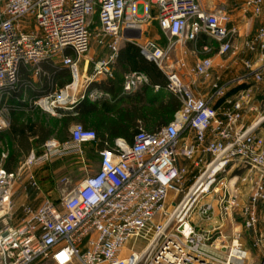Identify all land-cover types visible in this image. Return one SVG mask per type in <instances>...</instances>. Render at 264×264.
I'll return each instance as SVG.
<instances>
[{
    "label": "built area",
    "instance_id": "2783aa9c",
    "mask_svg": "<svg viewBox=\"0 0 264 264\" xmlns=\"http://www.w3.org/2000/svg\"><path fill=\"white\" fill-rule=\"evenodd\" d=\"M263 7L264 0H245L243 9L260 16ZM95 14L99 43L111 37L112 54L97 64L93 77L111 74L127 33L142 31L150 21H157L170 38L196 41L205 34L216 39L222 55L237 51L234 38L239 30L230 25L232 14L225 7L208 11L198 0H0V131L10 124L1 107L3 95L17 86L22 66L39 71L42 62L63 55L71 69L72 82L58 97L39 99L40 105L76 104L98 96L88 95L93 77L82 81L78 69L91 47ZM245 46L256 60L245 59L241 76L223 82L218 77L208 99L197 97L177 72H166V89L182 103L173 119L158 131L141 128L132 144L117 139L100 150L96 173L58 203L47 199L36 208L26 206L18 225L11 224V216L21 172L53 156L81 151L82 145L97 140V133L77 123L69 141H46L42 154L32 152L18 171L0 166V264H264L250 261L243 249L244 230L255 233L254 248L264 245V235L257 234L259 205L264 206V111L251 85L229 96L251 78L264 82V23ZM140 47L164 70L169 50L151 39ZM212 70L210 57L194 68L205 79L211 78ZM144 80L137 72L126 75L125 91L136 90ZM79 88L85 90L81 96ZM221 99L232 105L223 116L216 107ZM251 111L256 117L247 124ZM189 177L194 182L185 192ZM247 180L250 194L241 204L237 183ZM208 195L216 197L215 202L200 205L198 213L214 219V226L199 231L191 217ZM226 219L231 220L230 234Z\"/></svg>",
    "mask_w": 264,
    "mask_h": 264
},
{
    "label": "crops",
    "instance_id": "0c3cea01",
    "mask_svg": "<svg viewBox=\"0 0 264 264\" xmlns=\"http://www.w3.org/2000/svg\"><path fill=\"white\" fill-rule=\"evenodd\" d=\"M198 1L208 11L225 7L232 14L230 25L236 26L239 30V35L234 38V45L237 47L235 54L222 55L219 52V43L208 35H200L196 41L170 38L164 34L157 21H150L143 25L142 31L133 30L127 33L121 42L118 56L111 64V74L102 73L93 77L97 71V64L108 59L112 54L108 46L111 37H106L104 44L99 43L100 29L99 22H96L92 28L93 37L90 50L80 58L78 69L82 81L93 77V81L86 89L88 95L97 93L98 96H87L76 104L56 102V105L53 106L48 102L40 105L39 99L58 97L61 91L72 82L71 69L64 64L63 55H57L51 60L42 62L39 71H36L35 67L22 66L18 84L13 89L16 92L15 96L10 97L13 90L8 91L3 95L1 101V107L10 124L8 128L0 131V135L3 136V139H0V166L3 167L8 163L10 171H18L32 152L37 155L42 154L45 143L41 144V139L44 138L45 142L55 139L63 144L71 139V130L77 123L97 131L99 136L98 142L95 143L97 151L102 150L107 144V146H113L117 139L133 143L138 132L136 133L131 124L142 126L148 131L158 130L160 125L172 120L166 119L171 114L165 115L161 110L165 100L170 96L175 97L162 83L165 78L167 80L166 72H177L197 97L206 99L214 92L213 83L217 81L218 77L220 82H223L245 74V59L256 60L257 58L247 50L245 44L264 23V7L262 14L256 16L252 11H244L245 0ZM148 39L153 40L166 51L169 50L164 70L157 65L156 72L151 67H148L150 73L147 72L148 62L153 61L147 59L139 50L140 45ZM67 53L74 56L70 50ZM204 57H210L213 60L212 76L209 79L199 77L194 72L198 61ZM134 72L144 75L145 80L136 90L127 92L124 89L125 76ZM151 73L158 75H152L154 76L152 77ZM155 76H157L156 79ZM250 85L254 98L264 111V82L255 83L251 78L247 84L231 90L229 96L234 98L239 89ZM84 92V88H79L77 94L81 96ZM77 104L78 111L75 112L74 108ZM216 107L219 108V113L223 116L227 110L232 108V105L228 100L221 99L216 103ZM89 108L93 109L91 113L86 112ZM135 108L137 111H133ZM178 110L179 108L175 112ZM67 113H72L73 118L69 121L68 126L64 127L62 121ZM255 117V112H248L246 123L251 124ZM115 124L118 125L115 126ZM21 141L24 142L23 146L19 143ZM106 141L113 142L105 143ZM28 168L30 167H26V169ZM237 173L244 176L249 175L246 171H237ZM237 186L239 188L238 200L243 204L248 201L251 183L249 180L240 181ZM26 198L23 205L27 202ZM211 200H213V196L207 202H212ZM33 207L37 206L33 205ZM218 212L216 208L215 214ZM259 215L260 224L257 234L261 236L264 235V206L262 204L259 205ZM213 220L203 219L204 230L214 226ZM236 220L239 226H243L240 215H236ZM194 221L197 222V220ZM224 225L225 231L230 234L231 220H224ZM255 236L254 232L244 230L243 249L250 261L261 263L264 260V245L258 249L254 248L253 239Z\"/></svg>",
    "mask_w": 264,
    "mask_h": 264
},
{
    "label": "rangeland",
    "instance_id": "374dc122",
    "mask_svg": "<svg viewBox=\"0 0 264 264\" xmlns=\"http://www.w3.org/2000/svg\"><path fill=\"white\" fill-rule=\"evenodd\" d=\"M96 22L97 18L94 17L92 19V24ZM99 166V152L96 149L84 145L81 151L56 155L39 165H32L30 168L23 170L13 190L14 208L11 216V224H20L25 215L24 209L26 206L33 207V205H36L38 207L47 199L58 203L88 176L96 173ZM194 173H197V171H194ZM229 178H231V176H229ZM32 179L37 182V186L33 185ZM193 182V177H189L185 185V192ZM181 196L182 194L180 197ZM210 197H212V195H208L201 199L191 217L194 223V220H197L195 224H197V229L199 231H203L205 225L203 224L204 218L198 213V208L205 203V201L207 202L210 200ZM25 198L27 202L23 205ZM173 198L174 193L171 192L169 203L172 204ZM215 199L216 197H213L211 201L215 202ZM140 244L141 247L145 245L143 242H140ZM128 246L131 247V243H129Z\"/></svg>",
    "mask_w": 264,
    "mask_h": 264
},
{
    "label": "trees",
    "instance_id": "16d2710c",
    "mask_svg": "<svg viewBox=\"0 0 264 264\" xmlns=\"http://www.w3.org/2000/svg\"><path fill=\"white\" fill-rule=\"evenodd\" d=\"M97 18V22H98V14H95L94 16H93V18ZM92 26H93V24H92ZM203 35H205V34H203ZM139 51H141V48H140V50ZM148 67L150 68H153L154 70L153 71H155L156 72V70L158 69V67H157V64L153 61V62H151V63H149L148 62V65H147V72L149 71V73H150V70H148ZM152 75H158V74H154V73H151V76ZM152 77H154V76H152ZM156 77L157 76H155V79H156ZM166 79V78H165ZM163 80L162 81V83H164V85H165V87H166V85H167V81L168 80ZM9 91H11V90H9ZM8 92V91H7ZM15 94H16V92L13 90V91H11V95H10V97H12V96H15ZM176 97V96H175ZM174 96H170L167 100H165V102L162 104V113H164L165 115H169V114H171L170 116H168V118H166V119H173V117H174V115H175V111L179 108H181V106H182V103H181V101L179 100V98L178 97H176L175 98ZM13 98V97H12ZM77 106H78V104L75 106V108H74V110H75V112H76V110H77ZM160 109V108H159ZM158 109V110H159ZM137 111V109L135 108V109H133V111ZM78 111V110H77ZM93 111V109L92 108H89L88 110H86V112H88V113H91ZM130 111H132V110H130ZM73 115H72V113H67L66 114V116L63 118V125H64V127H67L68 126V123H69V121L71 120V118H73L72 117ZM170 121H166L163 125H160V127L158 128V130L160 129V128H162L163 126H165V125H167L168 123H169ZM84 125V124H83ZM118 124H115V126H117ZM85 126V125H84ZM131 126L133 127V129L136 131V133L137 132H139V130L141 129V128H143L142 126H137V125H135V124H131ZM86 127V126H85ZM135 127V128H134ZM86 128H88V127H86ZM144 129V128H143ZM146 130V129H145ZM158 130H156V131H158ZM148 131V130H147ZM150 132H154V131H150ZM96 133H97V131H96ZM98 138H99V136H98V133H97V140L96 141H94V142H90V143H86V144H84V145H87V147H90V148H93V149H96L97 150V146L95 145V143L96 142H98ZM0 139H3V136L2 135H0ZM111 142H113V141H106L105 143H111ZM22 146L24 145V142L23 141H21V142H19ZM45 143V139L43 138V139H41V144H44ZM130 144V143H129ZM132 144V143H131ZM84 145H82V146H84ZM108 145V144H107ZM106 145V147H108ZM105 148V147H104ZM100 151V150H99ZM98 151V152H99ZM10 165L7 163V164H5V165H3V168H5L7 171H10V167H9Z\"/></svg>",
    "mask_w": 264,
    "mask_h": 264
}]
</instances>
